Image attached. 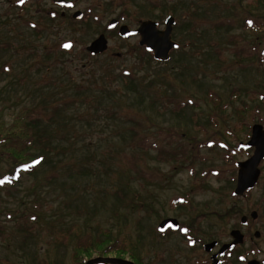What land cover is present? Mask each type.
Returning <instances> with one entry per match:
<instances>
[{
  "label": "rangeland",
  "instance_id": "1",
  "mask_svg": "<svg viewBox=\"0 0 264 264\" xmlns=\"http://www.w3.org/2000/svg\"><path fill=\"white\" fill-rule=\"evenodd\" d=\"M47 5L0 0V119L37 110L42 139L28 153L43 157L0 187V264H72L79 242L107 237L137 264H210L202 244L228 240L243 215L251 238L221 263L264 259V161L258 184L233 195L251 151L239 142L264 125V0L90 2L80 20L48 17ZM119 15L129 27L173 16L179 47L159 61L109 32L90 54ZM168 217L182 229L162 234Z\"/></svg>",
  "mask_w": 264,
  "mask_h": 264
},
{
  "label": "water",
  "instance_id": "2",
  "mask_svg": "<svg viewBox=\"0 0 264 264\" xmlns=\"http://www.w3.org/2000/svg\"><path fill=\"white\" fill-rule=\"evenodd\" d=\"M78 18V16H77ZM174 23V18L172 16H168L165 19V27L163 30H159L157 28V23L152 20H146L140 24L137 29H130L127 25H121L119 27V35L122 37H126L132 34H139L140 45H145L149 50L151 48L152 55L154 59L160 61H166L169 58V52L171 49L177 48V43L171 40L170 33L172 30V25ZM116 24L115 20L110 21V25ZM151 33H164L166 40L163 46L156 45L155 47L146 40V36ZM107 40L103 34L98 35L87 47L86 50L90 52L92 55L100 54L107 49ZM247 146H251L254 148L253 153L250 157L245 160L237 162V175H236V184L234 188V194L236 196H243L244 193L255 186L259 175L260 168L259 164L264 158V128L261 124H253L251 127V135L249 140L246 142ZM250 217L255 219L257 217V212L252 211L250 213ZM246 216L243 215L240 218L241 223H244L246 220ZM172 224L174 228L178 226V220L176 218L168 217L161 220L158 224V229L163 230L167 225ZM230 236L232 240L229 243H225L221 246L217 254H212L211 264H217L216 255L224 252L228 247H231L236 244H240L243 242L244 236L239 229H232L230 231ZM255 237L259 236V232L256 231L254 233ZM216 244L215 240L209 241L204 244V250L206 252L211 251ZM100 262H114L117 264H137L133 261L123 259V258H114V257H95L86 261L85 264H95ZM246 264H260L257 259H250L246 262Z\"/></svg>",
  "mask_w": 264,
  "mask_h": 264
},
{
  "label": "trees",
  "instance_id": "3",
  "mask_svg": "<svg viewBox=\"0 0 264 264\" xmlns=\"http://www.w3.org/2000/svg\"><path fill=\"white\" fill-rule=\"evenodd\" d=\"M21 115L25 119H29L26 123H23V119H17L16 123L9 126L0 119V145L3 146L2 153L5 157L11 161V167L0 175V179L4 176L11 178V183L0 185V187L13 184L20 175V171H27L32 173L33 161H36L35 157H31L28 150L35 146L37 140H41V134L38 125V112L37 110H23ZM1 114V113H0ZM20 115V116H21ZM1 118V115H0ZM31 165L30 168L24 169L22 165ZM121 241L110 240L108 237L94 240L85 239L79 242L72 253V264H85L86 259L90 258L93 254L98 257H114L117 258L125 253V249L120 245ZM119 244V245H118ZM123 245V244H122ZM134 259V256H132ZM37 264H61L56 261H45ZM100 264H112L110 262H103Z\"/></svg>",
  "mask_w": 264,
  "mask_h": 264
},
{
  "label": "flooded vegetation",
  "instance_id": "4",
  "mask_svg": "<svg viewBox=\"0 0 264 264\" xmlns=\"http://www.w3.org/2000/svg\"><path fill=\"white\" fill-rule=\"evenodd\" d=\"M27 1H32V0H25V3ZM34 1H36L37 3L48 2V5L45 7V12L47 13L48 17H51V18L55 19V17L57 18L59 16L61 18H66L67 16H70L71 18H73L75 20H80L81 18H84V17L88 16L87 15L88 12H94L93 11V6L90 5V2H94L96 7H97V10H98V9L112 8V7H116V6L120 7L124 2H131L133 0H85L86 5L83 7V9L79 8V6H80L81 2H83V0H34ZM134 1H138L139 2V1H153V0H134ZM38 12H42V10H38ZM77 16H78V18H77ZM124 19H125V17H123V16L122 17L120 16L118 18H110L107 21V23L103 26V32L99 33L98 35L103 34L105 36V33L113 32L115 35L117 34L120 37V39H123V40H128L131 37H135L136 38L135 44H136V46L138 48H142V49L152 53V51H149L146 48L145 45H140L139 44V40L141 38L139 34H132V35H128L126 37H122V36L119 35V27L121 25H127V24L124 23V21H123ZM165 19H164L163 23L159 24L157 21L148 18V19H145V20H141L139 22V24L137 26H135V27H129V26L128 27L130 29H137L142 22H144L146 20H152V21H155L157 23V28L159 30H163L164 27H165ZM111 20H115L116 24L110 26V21ZM174 24H175V20H174L173 25ZM173 25H172V28H173ZM170 37H171V40L175 41L174 38L172 37V30H171V33H170ZM105 38H106L107 43H108V38L107 37H105ZM175 42H177V41H175ZM177 44L179 45L178 42H177ZM263 128H264V125H263ZM250 135H251V129H250ZM241 143L244 145L246 142H244V143L243 142H239V144L242 146ZM244 147L248 148V149H251L250 155L248 156V157H250L252 155V153H253L254 148L251 147V146H244ZM263 161H264V159L261 161V163L259 165V168H260L261 164L263 163ZM260 175H261V172H260ZM260 175H259V178H260ZM259 178H258L255 186L258 184ZM240 224H241V228L235 227V228H232V229H239L241 231V233L244 236V239H243V242H244L247 238L248 239L251 238L250 235L248 233H246V231L242 230L243 228L246 229L249 226L248 219L246 218L244 223H241V221H240ZM166 228L167 229L169 228L170 231H176V230H181L182 229L179 222H178V226L176 227V229H173L171 225H167ZM166 228H165V230H166ZM183 233H185V232H183ZM162 234H164V233H162ZM229 236H230V232H229ZM219 239H218V237L215 238L216 244H215L214 248L211 249V251H209V252L205 251L209 255V257L212 254H217L219 249L221 248V246L223 244L229 243L232 240L231 236L225 242H222V241L220 242ZM242 243H240V244H242ZM204 244H202L203 250H204ZM240 244H236V245H233L231 247H228L224 252H222L221 254L216 255L215 258L217 259V264H220L221 262L222 263L223 262L224 263L225 262L229 263V260H226V259L231 257L232 254H234V249H236ZM210 260H211V258H210ZM242 261H244V259ZM259 262H260V264H264V259L259 260Z\"/></svg>",
  "mask_w": 264,
  "mask_h": 264
},
{
  "label": "snow or ice",
  "instance_id": "5",
  "mask_svg": "<svg viewBox=\"0 0 264 264\" xmlns=\"http://www.w3.org/2000/svg\"><path fill=\"white\" fill-rule=\"evenodd\" d=\"M18 2L20 4H24L25 3V0H18ZM248 23H249V25H251L253 22L252 21H248ZM146 40H148V42L151 43L154 47L156 45L163 46L164 43H165L166 37H165V34L164 33H151L148 36H146ZM63 47L64 48H70V47H72V44L70 42H68V43H65L63 45ZM177 47H179V45H177ZM151 50L152 49L149 48V51H151ZM42 160H43V157H40L38 160L33 161V164H38ZM22 167L24 169H28V168L31 167V165L25 164V165H22ZM6 183H11V178L9 176H4L2 179H0V185H4ZM33 219H35V217H33ZM183 231L184 232H187L188 229L185 228V229H183ZM193 243H194V241H193ZM240 259L243 260V259H245V257L241 256Z\"/></svg>",
  "mask_w": 264,
  "mask_h": 264
}]
</instances>
